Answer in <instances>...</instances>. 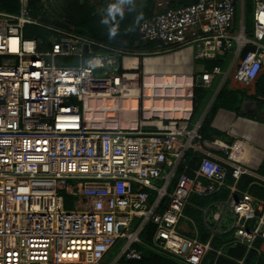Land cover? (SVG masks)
Returning <instances> with one entry per match:
<instances>
[{
    "label": "built area",
    "instance_id": "obj_1",
    "mask_svg": "<svg viewBox=\"0 0 264 264\" xmlns=\"http://www.w3.org/2000/svg\"><path fill=\"white\" fill-rule=\"evenodd\" d=\"M42 1L46 7L54 0ZM253 3L250 33L245 16L236 28L237 0H156L152 16L139 22L140 39L155 43L153 53L110 48L47 22L32 13L30 0H19L16 12L0 10V264H102L111 253L108 264H131L143 258L144 245L183 264L225 252L181 231L179 223L191 194H214L226 185V165L204 155L191 174L184 164L171 188L185 147L200 136L197 128L188 130L185 117L161 114L131 126L122 118L123 102L137 101L143 113L145 99L162 88L154 80L146 91L143 61L186 49L202 71L190 84H167L164 95L186 85L209 88L224 69L209 70L205 62L219 58L226 76L237 66L235 80L251 85L264 71V0ZM28 24L45 35L26 37ZM248 45L254 48L242 57ZM146 125L156 129L145 131ZM217 145L230 161L241 146ZM244 170L233 162L234 177ZM241 194L227 201L235 219L227 245L246 248L239 258L227 254L237 264L264 239V199ZM149 223L155 225L151 241L143 235Z\"/></svg>",
    "mask_w": 264,
    "mask_h": 264
},
{
    "label": "crops",
    "instance_id": "obj_2",
    "mask_svg": "<svg viewBox=\"0 0 264 264\" xmlns=\"http://www.w3.org/2000/svg\"><path fill=\"white\" fill-rule=\"evenodd\" d=\"M144 2L140 0L139 4H143ZM179 52L182 54L179 56L177 60L171 59V61L166 60V62L162 60L157 63H154L153 69H151L150 72L153 71L154 72L153 75L157 77V79L164 78V76H167L169 73L177 72L178 74H175V76L177 75L176 77H178V80H183L185 82H191V80L194 77V74L198 70L202 71L201 65L198 64V66H195L196 61L193 58L191 49L171 51V52L157 54V55L164 56V55H171V54H175ZM145 60L143 61L144 67L146 65ZM223 69L224 71L222 73L214 77L211 86L208 88L211 91H214V93L211 94L210 99L205 109L203 110V113L196 121H192V119L190 118L192 115V111H193L194 89L191 90V92L189 93L190 95L187 94L185 96L182 94L183 93L182 91H177V93L175 94H168V91H167L166 93L167 96L174 95V97H179V98L186 97L185 100L188 99L191 101L190 103H186V105L185 103H183V106L181 109L182 111L180 113H176L171 110H168V111L161 110L160 112L161 106L158 107L153 104L154 100H158V103L156 105H160L161 104L160 99L158 98L153 99L151 97V99H145V101L143 102L145 106L143 113L139 111L137 101H136V106H133L135 101L129 100L126 105V112L122 114L123 116L122 118L127 122H129L128 117L132 118L133 121L130 123V125L135 126L137 125L138 120L141 117L150 118V117H153L159 114H161L164 118L165 117H185L184 119H187V129L192 130V129L197 128L198 134L200 135L199 133L200 126L212 104L211 102H213L217 93L219 92L224 82L228 78V76H226L227 68H223ZM168 76H174V75L169 74ZM247 87L249 86H246V88ZM242 91L244 93L245 90H242ZM165 92H166V89L163 92L161 91L160 93H156V94L154 92L152 94H153V97L155 96L160 97L162 94L164 95ZM159 94L160 96H158ZM147 100L150 101V103ZM124 102H127V101L124 100ZM255 104H256V101L253 98L245 95L242 99L239 110H236L233 108L230 109L226 107L219 108L210 124L213 130L208 131L211 137L209 139H205V138H202V136L200 135L199 137L195 138L192 143L191 142L188 143L187 147H185L184 157L186 156L188 149H193V151H195V153L199 157V160L193 159V161L190 162L189 160L185 159L184 162L181 161L178 163V166H176V169L178 170L180 165L187 164L189 166V173L191 174L193 173V169L196 167L201 157L205 155V156H211L217 159L219 162H221L224 165L227 164L233 167V162H234V163H237L238 165H241L245 169L243 172H241L239 177H234V176L227 177L226 185H224L218 192L214 194H210L213 200L208 202L207 204L201 205V206L196 204L197 200L196 201L193 200V195L195 194H191L188 199V203L186 204L185 209H184V217L181 219L179 224L184 225V228H186V231L191 232L193 234L191 236H197L201 242L210 241L212 244V247L215 250H218L224 247V251H225L219 257L216 254V252L210 251L204 258L202 264H220L221 257H225L228 262H233L234 264H237L233 259L227 257V254L228 255H231V254L226 252L227 247H230L233 249L237 247V246L234 247V246L227 245L229 239L233 235L234 225H235L234 213L232 209L227 206V201L231 194L237 197H241L242 195L241 191L247 190L253 195L251 191L253 186L257 185V186L264 187V172L261 169L264 163V109L263 111H260L259 106H258L256 114H253V115L246 112V110L251 105L254 106ZM147 106L149 108H152L151 106H153L155 107L153 109L159 108V110L156 112L150 111L146 108ZM134 107L136 109H132ZM129 111H135L136 113H131V114H134L135 117H132ZM175 113L177 114V116H175L176 115ZM155 129H156L155 126H152V125L144 126L145 131H153ZM184 139L186 140L188 139L187 135L184 136ZM216 140H220L227 144H232L234 141H238L241 144L239 151L235 154L234 160L230 161L225 149L221 148L219 145H217L218 147L212 146V143H214V141ZM192 144L193 145H199V144L203 145L206 152L204 153L202 151L196 150ZM171 159H173L174 161L176 160V158H174L173 156H171ZM165 168L167 171H170L173 168V166L166 163ZM248 177L250 178L252 177V180H250L249 182H248L249 180ZM173 179H172V182H173ZM171 188H172V184H171ZM235 188L236 190L233 191ZM256 197L260 199H264L260 196H256ZM218 214H220V217H217ZM183 221H185L186 223H184ZM234 258H239V257H234ZM180 264H183V263H180ZM224 264H226V262Z\"/></svg>",
    "mask_w": 264,
    "mask_h": 264
},
{
    "label": "trees",
    "instance_id": "obj_3",
    "mask_svg": "<svg viewBox=\"0 0 264 264\" xmlns=\"http://www.w3.org/2000/svg\"><path fill=\"white\" fill-rule=\"evenodd\" d=\"M63 12L59 14L58 17L50 18L42 13L44 8V3L42 0H30V8L32 13L37 16L42 14V18L47 22L56 24L59 27L67 28L76 34L94 39L99 42H103L110 48H116L129 52H145L153 53L155 51L154 42H143L140 39L139 33V22L142 19L151 17L153 14L154 4L156 0H145L143 4H139L140 0H131L129 3L120 5L123 8V16L119 14L113 19L108 14V8L112 4H118L119 0H62ZM196 0H172L173 4L183 5L191 4ZM238 1V0H237ZM19 9V0H0V10H6L11 12H16ZM254 12L253 0H245V21L250 23L249 32L252 29V16ZM250 17V18H249ZM237 20V14L236 18ZM104 21H107L106 23ZM116 28V35H111V29ZM26 37H37L39 35H44L45 29L38 25L28 24L25 27ZM253 45H248L242 53V57L251 49ZM157 56V55H155ZM241 57V59H242ZM64 63H69V60L63 61ZM206 68L211 70L215 65H219L222 69L226 68V61L221 58L213 61L205 62ZM237 66L234 67L233 71L228 76L227 80L224 82L223 86L217 93L215 99L213 100L206 116L204 117L199 133L202 138L209 139L211 135L208 131H212L210 124L214 118L217 110L221 107L233 108L236 110L240 109L242 99L245 95L253 98L258 102L259 110L264 109V71L259 74L256 80L247 87L243 93L238 88L241 84L235 80L234 72ZM193 111L191 115L192 121H196L203 110L205 109L210 96L211 90L205 87H194L193 93ZM203 141V140H202ZM185 159L190 162L194 160H199V157L193 151V149H188ZM228 169V177L233 176V167L226 164ZM184 169V164L180 165L175 173V177L172 182V187L176 185L179 175ZM264 172V163L261 167ZM246 173V172H244ZM248 182L252 180V177H248ZM253 196H260L264 198V187L253 186L251 189ZM193 200H197L198 205H205L212 201L211 195H193ZM69 206V204H67ZM186 223L185 221H183ZM179 229L189 235H193L191 232L186 231L184 225L179 224ZM155 231V225L152 223L148 224L147 231L143 235L147 236L148 241H151ZM144 256L140 260H132L131 264H180L177 260L168 255L155 251L150 248H144ZM246 248L243 245H238L235 249L227 247L226 252L233 255L234 257H242L245 253ZM234 264L233 262H228L225 257L220 258V264ZM245 264H264V239L258 238L255 242V248L251 249L247 254Z\"/></svg>",
    "mask_w": 264,
    "mask_h": 264
},
{
    "label": "bare ground",
    "instance_id": "obj_4",
    "mask_svg": "<svg viewBox=\"0 0 264 264\" xmlns=\"http://www.w3.org/2000/svg\"><path fill=\"white\" fill-rule=\"evenodd\" d=\"M182 53H175V54H171V55H164V56H159V55H157V56H150V57H148V58H146V60H145V62H146V65H145V69H146V72H145V74H146V77H145V79H148L149 78V81H147L146 80V85H147V87H146V89H147V91H149L150 90V87L155 83V81L154 80H157V81H159V82H161L162 84H161V87H162V90L160 89V88H156L155 89V94L156 93H160L161 91L163 92L164 90H165V88L167 87V84H172L173 86H174V84L176 83V80H178V77H176L175 76V74H178L177 72L176 73H169V74H173L174 76H164V78H159V79H157V77H155L154 75H153V71H152V73L150 72L151 71V69H153V66H154V63H157V62H159V61H164V62H166V60H168V61H171V59L172 60H174V59H178L179 58V56L181 55ZM186 61V60H185ZM187 62V61H186ZM183 66V65H182ZM184 67V66H183ZM187 70V69H186ZM189 71V70H188ZM191 71H192V69H191ZM190 72V71H189ZM182 73V72H181ZM164 74H166V73H164ZM186 74H188V73H186ZM189 75H190V73H189ZM163 77V76H162ZM182 77H184V76H182ZM183 79V78H182ZM192 81V80H191ZM187 84H190L189 82L187 83ZM182 94L185 96V95H187V94H189L190 92H191V87H190V85H186L185 86V88L182 90ZM135 93H138L137 91H135ZM174 93H177V90H174ZM178 95V94H177ZM176 95V96H177ZM190 95V94H189ZM158 96H160V94L158 95ZM161 96H163V97H161ZM160 97H157V96H155V97H152L153 99H156V98H158V99H160V102H161V104L160 105H156V103H158V100H154L153 101V104L155 105V106H158V107H160V112H161V110L162 111H168V110H171V111H174V112H176V113H180L182 110V106H183V103H185V105H186V103H190L191 101L190 100H185L186 99V97H184V98H179V97H174V95H172V96H167V94H165V95H161ZM182 96V95H181ZM113 103H116V99H113V100H111ZM148 101V100H147ZM136 102V101H135ZM149 103H150V101H148ZM127 103H128V101H127ZM102 105V104H101ZM149 106V105H148ZM146 107L148 110H150V111H158L159 110V108H156V109H153V108H155V107H153V106H151L152 108H149V107ZM132 109H136L135 107L134 108H132ZM189 110H191V109H189ZM185 111V110H184ZM129 113L131 114V113H136L135 111H129ZM175 113V114H176ZM185 113V112H184ZM129 114V115H130ZM133 117H135V115L134 114H131ZM174 116V115H173ZM175 116H177V114L175 115ZM92 118H93V116H91ZM123 117V116H122ZM128 117V116H127ZM139 118V117H138ZM137 118V119H138ZM136 119V118H135ZM128 120H129V124L133 121V119L132 118H130V117H128ZM107 124H112L113 122L110 120V121H107L106 122ZM251 157V156H250ZM241 158V157H240ZM245 158V157H244ZM246 159V158H245ZM245 161V160H244Z\"/></svg>",
    "mask_w": 264,
    "mask_h": 264
},
{
    "label": "rangeland",
    "instance_id": "obj_5",
    "mask_svg": "<svg viewBox=\"0 0 264 264\" xmlns=\"http://www.w3.org/2000/svg\"><path fill=\"white\" fill-rule=\"evenodd\" d=\"M145 0H142V2H144ZM62 0H54V1H49L47 3V6L43 8V14L45 16H49L50 18H55L58 17L60 13L63 12L62 9ZM243 16H245V0H238L237 1V22H236V28H239V25L241 24V22L243 21ZM250 18V17H249ZM247 19V18H245ZM246 25L249 27L250 23H246ZM252 27V26H251ZM45 35V33H44ZM198 62H196L195 66H198ZM198 72H200V70H198ZM147 81H149V78L146 79ZM148 89V88H147ZM146 89V91H147ZM240 91L245 90L246 86L241 85V87L238 88ZM214 91H211V94H213ZM256 101V100H255ZM112 102V101H111ZM253 103V102H252ZM101 102L97 101L96 102V107L101 106ZM157 104V103H156ZM257 104V105H256ZM256 104L253 106L251 105L246 112L250 113L251 115L256 114L257 108H258V102L256 101ZM113 105V102H112ZM124 107H126L127 102H124ZM133 106H136V102L133 104ZM132 116V115H131ZM133 117V116H132ZM69 208H73L74 207V203L73 201L70 202ZM144 248H148L147 245H144ZM111 257H109L106 261H103L102 264H108L116 255V253H111L110 254Z\"/></svg>",
    "mask_w": 264,
    "mask_h": 264
},
{
    "label": "clouds",
    "instance_id": "obj_6",
    "mask_svg": "<svg viewBox=\"0 0 264 264\" xmlns=\"http://www.w3.org/2000/svg\"><path fill=\"white\" fill-rule=\"evenodd\" d=\"M129 2H131V0H119L118 4L110 5L108 8L109 16H111L113 19H115L117 14H119L120 16H123V14H124L123 8L120 5L125 4V3H129ZM104 22L106 23L107 21H104ZM111 35L112 36L116 35V28L111 29Z\"/></svg>",
    "mask_w": 264,
    "mask_h": 264
},
{
    "label": "water",
    "instance_id": "obj_7",
    "mask_svg": "<svg viewBox=\"0 0 264 264\" xmlns=\"http://www.w3.org/2000/svg\"><path fill=\"white\" fill-rule=\"evenodd\" d=\"M212 103V102H211Z\"/></svg>",
    "mask_w": 264,
    "mask_h": 264
}]
</instances>
